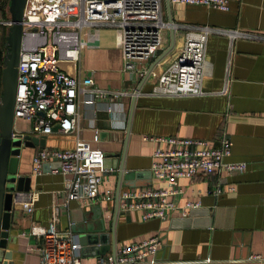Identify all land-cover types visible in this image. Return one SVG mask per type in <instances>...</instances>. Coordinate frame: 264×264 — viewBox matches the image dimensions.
Returning a JSON list of instances; mask_svg holds the SVG:
<instances>
[{
    "label": "crops",
    "instance_id": "0c3cea01",
    "mask_svg": "<svg viewBox=\"0 0 264 264\" xmlns=\"http://www.w3.org/2000/svg\"><path fill=\"white\" fill-rule=\"evenodd\" d=\"M161 7L165 20L171 14L172 20L178 23L237 26L264 34V0H230L227 10L185 2H170L169 9L167 0H162ZM184 30L182 26L175 29L174 47L162 59L151 65L160 50L146 61H137L131 71L122 68L118 28L110 25L83 28L80 37L85 42L78 64L72 66L64 61L61 66L80 78L91 73L96 85L123 89L125 93L113 102L112 118L106 108L108 99L78 103L80 143L103 149L105 170L101 188H111L116 193L130 186L163 184L152 175L155 142L146 136L177 135L215 141L221 129H226L232 139L229 158L247 162L244 170L225 177L234 185V190L213 193L214 174L198 171L191 177H180L184 192L177 204L199 201L198 207L209 209V213H199L194 218L198 219L196 224H192L189 214L183 217L178 210L166 220H142L137 210H119L115 215V196L89 205L71 200L64 208V175L58 160L46 161L39 174H31L32 154L41 146H23L18 171L31 175V189L38 191V199L31 213L19 212L17 224L10 230L4 252L8 264H40L42 238L30 229L48 225L54 207H57L59 229H70L79 238L74 229L78 225L89 227L103 246L102 254L111 251L113 245L119 247L157 235L161 240L155 253L158 264H264V35L236 38L227 69L228 37L210 33L203 92L154 93L156 74L173 58L184 39ZM112 31L115 33L111 36ZM163 36L165 47L171 29L165 28ZM148 68L150 71L146 74ZM226 80L228 90L222 92L220 89ZM32 123L15 120L14 130L27 132ZM94 127L100 131L97 141L92 140ZM57 128L54 123V130L44 133L45 146L66 148L77 144L75 131L61 133ZM122 152L125 169L132 170L128 172L132 174L120 182L113 173V165ZM207 219L209 222L205 224L203 221ZM98 255L81 253V258L92 262ZM254 255L263 258H252Z\"/></svg>",
    "mask_w": 264,
    "mask_h": 264
},
{
    "label": "built area",
    "instance_id": "2783aa9c",
    "mask_svg": "<svg viewBox=\"0 0 264 264\" xmlns=\"http://www.w3.org/2000/svg\"><path fill=\"white\" fill-rule=\"evenodd\" d=\"M230 0H170L206 4L222 10L229 8ZM10 0H0V44L5 53L6 34L12 24ZM162 0H25L22 15V35L17 63V82L14 102V119L31 120L30 133L52 132L57 123L61 133L76 132L77 144L73 147H38L32 154L31 174L42 171L50 159H59L63 173L62 206L71 200L92 204L114 199L111 188L102 189L104 181V151L96 145L80 143L78 103L93 102L98 98L109 100L107 111L113 117V102L125 90L99 86L91 73L78 77L61 62L78 64L80 50L85 42L80 37L89 25H110L119 29L122 51V68L133 71L137 61H146L164 48L163 30L183 27L184 39L171 61L156 74L152 86L160 94H200L206 69V43L212 32L222 33L229 40L228 67L234 41L238 37H262L264 34L237 26L178 23L162 16ZM6 12V13H5ZM192 25V26H190ZM0 67V74L2 72ZM155 73V71H152ZM222 92H227V80ZM40 110L44 111L41 115ZM14 120V122H15ZM16 131V130H14ZM155 142L150 166L152 175L163 181L159 186H130L120 191L119 210H137L142 220H166L174 210L181 216L198 207L199 201L177 204L184 189L180 177H191L196 172L214 174L212 192L216 195L234 190L225 177L244 170L246 160L230 159L232 139L221 129L215 141L206 138L177 135H148ZM100 138L98 127L93 128L92 140ZM22 209L31 213L38 199V191L18 192ZM57 207L53 208L48 225H35L30 231L40 235V264H158L155 253L161 240L151 236L116 247L114 252L99 254L94 261L84 262L81 244L76 233L59 229L56 225ZM252 258H263L254 255Z\"/></svg>",
    "mask_w": 264,
    "mask_h": 264
},
{
    "label": "water",
    "instance_id": "95a60500",
    "mask_svg": "<svg viewBox=\"0 0 264 264\" xmlns=\"http://www.w3.org/2000/svg\"><path fill=\"white\" fill-rule=\"evenodd\" d=\"M168 6L170 9V0ZM25 0H10L9 10L12 24L8 27L6 34V48L3 56V67L1 72V95H0V264H8L4 258L5 246L10 237V230L17 224V217L22 211V205L18 198V192H25L31 189V175L22 174L18 171V160L23 146H45V134H33L29 131H14V102L17 82V63L19 59L21 35H22V15ZM170 14V13H169ZM169 21H172L170 14ZM171 29L169 43L154 58V63L162 59L175 43V30ZM151 68V67H150ZM146 71V74L150 71ZM44 114L43 110L39 112ZM57 159V158H56ZM58 164L60 166V160ZM113 173L118 175L122 182L127 177H131L132 170L125 169V155L122 152L113 165ZM120 190L115 193V215L119 211ZM199 213H209L205 207H194L189 210V219H193L192 224H196L198 219H194ZM188 219V218H185ZM185 220L186 224H189ZM208 224L209 219L203 221ZM79 235L81 244L80 252L86 254H102L103 246L96 239L95 231L89 227L78 225L74 229ZM116 246L113 245L111 251L114 252Z\"/></svg>",
    "mask_w": 264,
    "mask_h": 264
},
{
    "label": "rangeland",
    "instance_id": "374dc122",
    "mask_svg": "<svg viewBox=\"0 0 264 264\" xmlns=\"http://www.w3.org/2000/svg\"><path fill=\"white\" fill-rule=\"evenodd\" d=\"M6 13V12H5ZM115 31L109 32V34L112 36V34H114ZM3 56H4V49H3V44H0V67L1 65H3ZM1 89H2V84H1V77H0V95H1ZM19 120L16 119V123H18Z\"/></svg>",
    "mask_w": 264,
    "mask_h": 264
},
{
    "label": "trees",
    "instance_id": "16d2710c",
    "mask_svg": "<svg viewBox=\"0 0 264 264\" xmlns=\"http://www.w3.org/2000/svg\"><path fill=\"white\" fill-rule=\"evenodd\" d=\"M0 77H1V74H0Z\"/></svg>",
    "mask_w": 264,
    "mask_h": 264
},
{
    "label": "flooded vegetation",
    "instance_id": "af4514ba",
    "mask_svg": "<svg viewBox=\"0 0 264 264\" xmlns=\"http://www.w3.org/2000/svg\"><path fill=\"white\" fill-rule=\"evenodd\" d=\"M5 48H6V46H5Z\"/></svg>",
    "mask_w": 264,
    "mask_h": 264
}]
</instances>
